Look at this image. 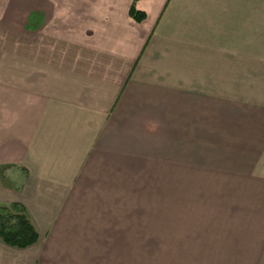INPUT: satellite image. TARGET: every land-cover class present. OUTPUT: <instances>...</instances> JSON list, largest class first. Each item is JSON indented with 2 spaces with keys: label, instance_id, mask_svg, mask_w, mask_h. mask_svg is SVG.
Returning a JSON list of instances; mask_svg holds the SVG:
<instances>
[{
  "label": "crops",
  "instance_id": "obj_1",
  "mask_svg": "<svg viewBox=\"0 0 264 264\" xmlns=\"http://www.w3.org/2000/svg\"><path fill=\"white\" fill-rule=\"evenodd\" d=\"M3 4L23 42L0 59V204L39 238L0 239V264H127L136 244L258 264L264 0Z\"/></svg>",
  "mask_w": 264,
  "mask_h": 264
},
{
  "label": "rangeland",
  "instance_id": "obj_2",
  "mask_svg": "<svg viewBox=\"0 0 264 264\" xmlns=\"http://www.w3.org/2000/svg\"><path fill=\"white\" fill-rule=\"evenodd\" d=\"M4 0H0V18H5V20L9 17L6 9L4 8ZM6 24V22H4ZM5 24L0 20V59H21L22 58V42L23 37L20 32L7 30ZM28 40V38H26ZM36 49V42H35ZM223 144L227 146L229 143L227 141H223ZM225 151L222 152L223 157L228 154V147L223 148ZM226 153V155H224ZM229 157V156H227ZM224 158H222L224 160ZM225 176V175H224ZM165 185H162V188ZM163 190V189H162ZM161 191V190H159ZM205 197V196H204ZM203 198V197H202ZM209 199V197H207ZM160 202H162V198L159 197ZM146 199L143 197V202L145 203ZM164 202V201H163ZM136 258L127 259V264H183V260H170L165 257V247L164 244H136L135 245ZM264 249V248H263ZM131 247H127V251H130ZM139 258V259H138ZM254 262V261H253ZM252 263V262H251ZM258 264H264V250L261 252V258Z\"/></svg>",
  "mask_w": 264,
  "mask_h": 264
},
{
  "label": "trees",
  "instance_id": "obj_3",
  "mask_svg": "<svg viewBox=\"0 0 264 264\" xmlns=\"http://www.w3.org/2000/svg\"><path fill=\"white\" fill-rule=\"evenodd\" d=\"M129 14L138 22L145 17L143 12L134 7V4L131 5ZM38 238L37 230L22 204L17 202L0 204V239L5 244L22 249L35 244Z\"/></svg>",
  "mask_w": 264,
  "mask_h": 264
}]
</instances>
